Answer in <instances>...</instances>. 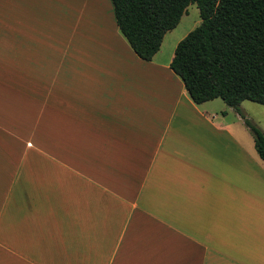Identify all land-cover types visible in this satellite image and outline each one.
Masks as SVG:
<instances>
[{
  "label": "crops",
  "instance_id": "0c3cea01",
  "mask_svg": "<svg viewBox=\"0 0 264 264\" xmlns=\"http://www.w3.org/2000/svg\"><path fill=\"white\" fill-rule=\"evenodd\" d=\"M91 1L0 0V264H264L243 119Z\"/></svg>",
  "mask_w": 264,
  "mask_h": 264
},
{
  "label": "trees",
  "instance_id": "16d2710c",
  "mask_svg": "<svg viewBox=\"0 0 264 264\" xmlns=\"http://www.w3.org/2000/svg\"><path fill=\"white\" fill-rule=\"evenodd\" d=\"M110 2L119 32L146 62L187 7L197 6L201 22L177 44L169 67L195 104L221 99L239 114L264 162V133L240 108L244 101L264 106V0Z\"/></svg>",
  "mask_w": 264,
  "mask_h": 264
},
{
  "label": "rangeland",
  "instance_id": "374dc122",
  "mask_svg": "<svg viewBox=\"0 0 264 264\" xmlns=\"http://www.w3.org/2000/svg\"><path fill=\"white\" fill-rule=\"evenodd\" d=\"M110 2L109 0H92V8L93 17L96 16L99 19L101 17H105V12L107 7L104 3ZM97 3V9L95 10L94 4ZM109 4V3H108ZM89 13V12H88ZM201 20L199 17V11L195 4H191L187 7L186 13L182 16L179 24L175 29L168 32L162 42L160 51L157 53V58L162 61H168L172 55H174V50L177 44L194 28H196L200 24ZM216 102H220V106L227 109L224 102L221 99H217ZM218 104V103H216ZM241 108L244 112L245 118L255 126H257L264 133V106L244 101L241 103ZM235 115L230 113V121L231 119L235 120ZM242 128H245L243 124L240 125ZM248 133V132H247ZM249 134V133H248Z\"/></svg>",
  "mask_w": 264,
  "mask_h": 264
},
{
  "label": "bare ground",
  "instance_id": "6f19581e",
  "mask_svg": "<svg viewBox=\"0 0 264 264\" xmlns=\"http://www.w3.org/2000/svg\"><path fill=\"white\" fill-rule=\"evenodd\" d=\"M90 19V18H89Z\"/></svg>",
  "mask_w": 264,
  "mask_h": 264
}]
</instances>
